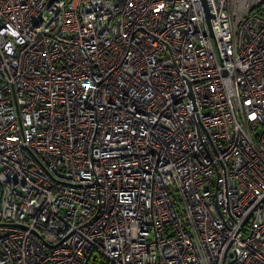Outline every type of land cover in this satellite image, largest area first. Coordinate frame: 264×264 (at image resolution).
<instances>
[{"label":"built area","instance_id":"2783aa9c","mask_svg":"<svg viewBox=\"0 0 264 264\" xmlns=\"http://www.w3.org/2000/svg\"><path fill=\"white\" fill-rule=\"evenodd\" d=\"M0 264H264V0H0Z\"/></svg>","mask_w":264,"mask_h":264},{"label":"water","instance_id":"95a60500","mask_svg":"<svg viewBox=\"0 0 264 264\" xmlns=\"http://www.w3.org/2000/svg\"><path fill=\"white\" fill-rule=\"evenodd\" d=\"M208 17H209V13L207 12V19H208Z\"/></svg>","mask_w":264,"mask_h":264}]
</instances>
